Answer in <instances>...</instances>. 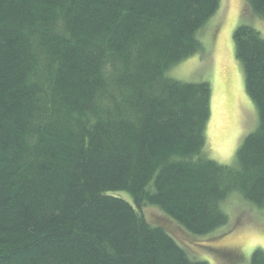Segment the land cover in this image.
Instances as JSON below:
<instances>
[{
	"label": "trees",
	"instance_id": "16d2710c",
	"mask_svg": "<svg viewBox=\"0 0 264 264\" xmlns=\"http://www.w3.org/2000/svg\"><path fill=\"white\" fill-rule=\"evenodd\" d=\"M220 2L0 0V264H209L142 209L205 235L234 191L264 208L261 32H234L259 112L236 165L205 152L211 84L167 74Z\"/></svg>",
	"mask_w": 264,
	"mask_h": 264
},
{
	"label": "rangeland",
	"instance_id": "374dc122",
	"mask_svg": "<svg viewBox=\"0 0 264 264\" xmlns=\"http://www.w3.org/2000/svg\"><path fill=\"white\" fill-rule=\"evenodd\" d=\"M243 24L255 27L264 38V17L257 15L246 0H221L217 12L198 32L203 51L176 63L167 73L181 81L211 84L205 152L225 165L237 164L244 139L259 124L257 105L247 92L244 64L236 53L234 32ZM121 193L132 200L128 193ZM221 205L230 222L205 235L186 231L157 206H145L142 212L152 224L165 227L194 260L250 264L255 249L264 250V208L238 191L229 194Z\"/></svg>",
	"mask_w": 264,
	"mask_h": 264
}]
</instances>
